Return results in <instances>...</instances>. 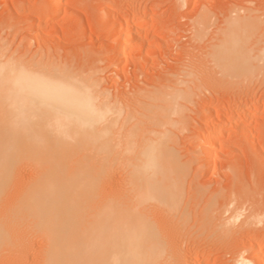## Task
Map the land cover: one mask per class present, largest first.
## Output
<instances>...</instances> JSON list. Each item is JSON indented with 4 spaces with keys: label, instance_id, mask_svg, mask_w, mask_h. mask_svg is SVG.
Segmentation results:
<instances>
[{
    "label": "bare ground",
    "instance_id": "6f19581e",
    "mask_svg": "<svg viewBox=\"0 0 264 264\" xmlns=\"http://www.w3.org/2000/svg\"><path fill=\"white\" fill-rule=\"evenodd\" d=\"M55 2L57 3V0ZM216 2L217 0H212L215 6L218 3ZM222 3L224 4V1ZM255 3V6L243 5V10H240L241 3L236 7L220 6L218 10L210 4L212 6H207L206 11L203 9L201 17L197 15L198 22L196 16L193 18L197 22H192L197 31L196 36H200V33L202 36L205 30L202 25H207L210 21L220 30L219 39L211 52L212 57L221 60L231 57L243 58V69L247 71L250 65L256 68L260 64L257 63L258 58L264 59V18L260 14V10L264 8V0H256ZM148 12L147 7H144L139 14H133L132 17L126 15L116 18L111 33L119 42L112 43L111 51H126L130 44L134 43L139 51L149 35L144 30ZM32 19V22L35 21L34 17ZM36 27L33 31L38 33L40 25ZM249 36L258 39L255 41L254 37L255 42L250 49H243L241 43ZM4 39L8 40L5 37ZM1 40L2 37L0 262L5 261L1 260V257L8 258L2 256L7 253L4 251L13 249L15 252L18 246L27 249L35 243L37 237H41L38 241H42V238V242L46 241L45 245L41 244L46 246H43L45 250L42 249L44 257L42 254L43 258L35 260L34 264H159L169 254L177 256L179 264H186L187 261L181 258L180 247L171 245V241L169 243V239L167 240V236L169 238V235L174 234L177 222L174 227L165 228L168 224L165 220L172 223L171 219L166 218L165 226L161 228L158 226L160 223L157 225L156 219L152 217L156 216L152 210H162L163 214H168V218L177 216L180 221L185 218L178 189L185 188L186 175L181 173L180 169L187 162L173 161L176 149L175 142L170 139L173 129L164 118L170 117L171 112L175 113V109L167 106L166 96L159 95L158 91L144 92L136 87L128 91L125 89L121 92H110L102 87V78L91 76L89 69V72H86L78 68L81 66L76 67L73 58L62 59L61 56L57 58V55L54 57L57 58L55 61L47 59V55L56 51L52 48L51 51L46 45L43 46V51L38 50L42 52H39L41 55L31 54L28 58L30 53L27 56L23 52L17 53L18 48H14L16 51L12 50L10 53V46L6 45L8 41ZM26 47L29 51V47ZM118 88L120 90V87ZM208 92L211 102L206 108V124L210 125L211 130L204 136L206 140L218 136L219 130L212 129V118L221 101L217 88H211ZM146 97L160 102L163 107L159 111L155 110L156 106L155 109L150 106L153 108L150 109L152 114L147 113V119L143 116L148 111L145 107L156 103L143 107L145 104L142 105V99ZM232 101L226 99L222 103L231 107ZM249 110L246 106L242 108L241 114L244 115ZM240 117L242 119V116ZM148 118L152 119L150 123L147 122ZM207 159L209 160L207 157L204 161ZM117 167L125 173L122 171L123 178L119 179V182L122 181L121 185L116 184V180L111 187L116 185L119 188L115 186L117 189H110L108 185L106 188L105 179L109 178ZM11 189L20 190L10 196L8 193ZM195 191L199 192L198 189ZM236 209L235 206L234 211ZM234 211L230 216L224 215L221 219L220 226L225 233H229L227 235L236 234L248 226L245 220L236 228L229 227V221L237 218ZM161 217L165 218V215ZM161 220L163 221V218ZM20 248L16 251L21 253ZM40 252L33 256L38 257ZM23 254L24 252L19 255ZM16 255L12 254L10 257L9 254V258L13 257V260L7 259V262L1 264H8V261L13 264ZM255 256V261L262 264L263 244L258 246ZM20 261L17 264L21 263ZM31 263L33 264V261ZM240 264L251 263L243 258Z\"/></svg>",
    "mask_w": 264,
    "mask_h": 264
},
{
    "label": "rangeland",
    "instance_id": "374dc122",
    "mask_svg": "<svg viewBox=\"0 0 264 264\" xmlns=\"http://www.w3.org/2000/svg\"><path fill=\"white\" fill-rule=\"evenodd\" d=\"M210 1L57 0V4L55 0H0V35L5 34L0 38L2 37L1 42H6L7 39L5 40L4 37L8 38L6 45L10 46V53L18 48L17 53L23 52L26 56L30 53L28 58L31 54L38 56L42 53L38 50L43 51L45 45L50 50L52 48L56 51L54 53L51 50L52 52L50 51L51 53L46 56L47 59L57 60L60 56L62 59L73 58L76 67L81 66L78 68L86 72L91 71L89 72L91 76L102 78L100 80L102 87L110 92H121L125 89L128 91L136 87L144 92L154 90L158 91L159 95L166 96L167 106L172 110L175 109V113L171 112L170 117L164 118L173 129L170 135V139L176 144L173 161L187 162L180 169V172L186 175L185 188L178 189L185 218L182 221L177 216L168 218L167 213L163 214L162 210L159 212L152 210L157 211L153 212L156 216L152 217L156 219L157 225L161 224L158 225L161 228H164L162 226H165V221L168 223L165 228L174 227L177 222V226L174 227L177 235L174 231V234H171L173 236L169 235V238L167 236V240L169 239V243L171 241V245L180 247L181 258L187 261L186 264H235L237 261L236 264H240L243 258L251 264H260V261H255V254L258 246L264 245V62L261 61L264 59L258 58L257 63L260 64L256 68L250 65L247 71L243 69V58L231 57L221 60V58L212 57L211 52L219 39L220 30L210 21L209 24L202 25L205 29L202 36L201 33L200 36H196L197 31L192 23L196 20L193 19L195 16L196 18L197 15L202 16L201 13L204 12L203 9L207 10V6L213 5L212 8L218 10L228 5L236 7L241 3L240 10H243V5L253 6L256 0H217L218 3H215L217 6L212 4V0ZM144 7L149 10L147 24L144 26V30L149 34L145 45L143 44L144 46L142 45L138 51L133 42L134 44H130L129 51H111L112 43L119 42L111 33L114 30L112 26L116 18L126 15L132 17L133 14H139ZM260 14L264 18V8L260 10ZM33 17L35 21L32 22ZM198 19L199 17L197 22ZM34 25L37 27L40 25L38 33L33 31ZM2 30L4 33L1 32ZM254 37L249 36L241 43V47L250 49L258 39L255 37L254 41ZM26 46L29 47V51ZM66 54L70 58L69 56L67 58ZM83 60L87 63H83ZM81 62L84 65H80ZM254 62L256 63V60ZM211 88H217V94L221 99L217 111L213 114V122H211L214 128L212 129L216 128L222 135L218 132V136L215 135L216 137L212 136L206 140L204 136L211 130L210 125H207L206 111L211 102V99H208V90ZM226 99L233 100V106H224L222 102ZM146 104L155 105L145 107L146 111L148 110L143 115L145 119L148 117L147 113L152 114L150 109H155V106V110L163 109L160 102H154L151 97L142 99L143 107L147 106ZM246 106L250 110L243 115L241 110ZM151 120L148 118L147 122L150 123ZM208 147L211 149H207ZM209 150L212 154L208 155ZM206 155L209 160L204 161L207 158ZM117 168L121 172H117L118 169L114 170V175L112 173L110 179H105L106 188L107 185L110 188L116 180H118L116 184L122 182L119 181L123 178L124 171ZM115 186L110 189L119 188ZM197 189L199 192L195 191ZM17 190L20 189H11L8 194L13 196ZM223 202L226 204H222ZM235 206L237 211H234ZM229 207L234 214L237 213L238 218L231 219L228 223L229 227L236 228L245 220L248 222L246 228L233 235H227L229 233H225L220 226L224 215L227 217L232 213ZM224 208L228 211H224L226 210ZM163 215L165 218H160ZM156 217L159 220L163 218V221L157 220ZM212 217L214 220L211 219ZM166 218L171 219L173 224L170 220H165ZM37 238L33 243L35 245L32 244L27 249L18 246L22 248H20L21 253L16 251L19 249L16 247L15 252L13 249H8L13 253L4 251L8 254H2V256H8L7 259L11 261L13 257L9 258V254L11 257L17 252L18 257L17 255L15 257L19 259L14 257L16 261H12L13 264L15 262L17 264L20 260L21 263L18 264H28L30 261L34 264L35 260H41L44 257L42 249L45 250L46 247L44 246L46 241L44 240V243L43 238L42 241H38L41 237ZM34 251L40 252L41 256L38 254L39 258L36 257V259L33 255L37 256V252ZM23 252L25 255L20 256L19 254ZM5 258L1 257V260L5 261L2 260L0 264L7 262ZM9 261L8 264L11 263ZM31 262L29 264H32ZM159 264H179L178 257L169 254Z\"/></svg>",
    "mask_w": 264,
    "mask_h": 264
}]
</instances>
